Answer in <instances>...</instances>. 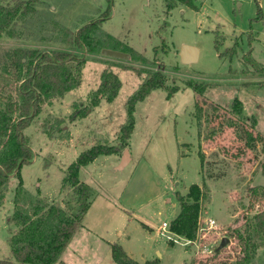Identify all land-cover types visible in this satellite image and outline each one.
I'll return each instance as SVG.
<instances>
[{"label": "rangeland", "instance_id": "1", "mask_svg": "<svg viewBox=\"0 0 264 264\" xmlns=\"http://www.w3.org/2000/svg\"><path fill=\"white\" fill-rule=\"evenodd\" d=\"M16 1L0 0V4ZM20 1L34 6L36 12L20 16L14 22L12 37L0 38V70L9 63L8 53L14 48L73 51L80 55L81 51L70 44L72 36L85 24L99 19L108 6L106 0H39L36 4L32 0ZM111 1V15L101 23L95 36L103 41L111 36L120 44L112 45L110 50L122 52V46L129 47L147 63L131 57L110 58L101 52L85 53L79 86L64 98L44 105L36 123L24 130L34 159L21 167V188L17 187L16 177H11L7 184L0 206V260L10 257L8 237L16 231L9 232V218L14 211L28 212L43 196L50 198L49 204L68 213L74 210V199L68 191H60L57 197L65 170L80 153L118 142L119 129L126 120L128 98L143 78L161 72L164 84L135 107L136 132L130 146L134 154L144 144L148 146L149 157L158 166L159 150L172 160L158 167L156 176L143 175L140 180L132 178L133 163L117 169L112 157H102L90 167L93 178L109 195L103 200L105 204L113 207L116 200H121L134 206L135 216L152 229L146 231L133 222L127 227L133 259L138 261L142 253L157 264L198 261L194 248L172 244L161 226L163 222L169 225L174 219L178 210L176 194L185 195L189 186L204 183L209 193L208 199L201 203L200 222L210 219L217 226L207 231L205 242L217 247L222 234L230 239L228 247L207 264H235V258L243 256L242 251L237 255L241 238H250L255 246L251 251L252 264H264L262 241L251 228L253 216L264 208L261 172L264 88L260 86L264 83V73H255L244 62L250 51L253 63L264 68V0H192L195 10L180 3L168 10L165 0ZM184 45L198 50L194 64L181 63L179 52ZM230 50H235L232 56ZM225 51L228 53L219 57ZM99 60H109L118 66ZM243 70L247 73L242 74ZM107 72L114 74L120 83L113 103H102L86 118H77L71 125L68 117L75 109L89 105L90 97ZM187 83L207 87L197 94L186 87ZM236 99L243 105L240 116L231 112L230 106ZM252 118L257 120L254 129L250 127ZM56 119L63 120L61 127L65 131H57L50 139L44 128L53 127ZM246 131L256 138L249 147ZM177 137L185 142L183 152L191 154L184 160H178L169 147L172 142L174 146ZM116 213L111 216L119 219ZM77 240L79 245L85 241L80 237ZM90 244L93 242L82 245L86 249ZM100 253L86 264H115L109 254ZM69 263L80 264V260L73 257Z\"/></svg>", "mask_w": 264, "mask_h": 264}, {"label": "trees", "instance_id": "2", "mask_svg": "<svg viewBox=\"0 0 264 264\" xmlns=\"http://www.w3.org/2000/svg\"><path fill=\"white\" fill-rule=\"evenodd\" d=\"M106 1L108 6L101 17L79 28L71 38L70 44L81 51L80 55L73 51L26 48H14L8 53L9 63L0 70V206L9 179L16 177L18 179L17 187L21 188L23 185L20 177L21 167L30 164L34 159L29 139L24 135V130L36 123V118L44 105L55 99H62L67 92L79 86L80 72L86 62L85 53L96 55L103 49H110L112 45L120 44L111 36H107V41L95 36L101 23L108 20L111 15L112 1ZM38 2L39 0L31 1L32 4ZM165 3L168 10H171L177 3L194 10L197 9L192 0H165ZM35 12L34 6L20 0L13 4H0V38L3 35L12 37L11 30L14 22L20 16ZM258 15L260 16L259 10ZM122 48V52L129 54L132 60L147 63L145 58L129 47L122 46ZM215 48L219 52L217 41ZM230 51L232 56L235 50ZM227 53V51L219 53V57ZM244 62L246 65L252 66L255 73H264V68H259L251 60L250 51L245 55ZM231 73L235 74L232 71ZM246 73L247 70L242 71V74ZM163 84L164 75L161 72H155L143 79L126 102V122L119 130L118 142L111 146H94L80 153L76 160L67 167L60 191L61 193L68 191L67 194L72 195L75 208L71 213L56 207L55 204H49L45 197L36 200L28 212L14 211L9 222L17 230L8 238L10 257L0 260V264H64L60 260L61 254L77 230L82 227L87 210L95 197L91 187L79 180L80 169L93 162L98 156L120 154L127 149L135 127L134 112L137 103L143 101L153 90L160 88ZM260 86L264 88V83H261ZM186 87L200 94L207 86L206 84L187 83ZM119 88L120 83L116 76L111 72L105 73L99 88L90 97L89 105L75 109L68 117L69 122L72 123L77 118L85 117L103 98L109 102L112 101ZM230 107L233 114L242 115L241 101L234 100ZM62 124V119H56L54 126L57 129L55 130L54 126L49 125L44 128V131L50 139H53L54 133L59 130L65 131V128L61 127ZM256 126L257 120L252 118L251 129ZM254 141H256L255 136L246 131L247 147ZM261 172L264 174V162L261 165ZM208 193L207 186L202 183L189 186L185 195L176 194L178 213L170 222L171 233L185 240L196 239L200 223L201 203L208 199ZM67 205L71 208L70 204ZM251 228L254 235L262 241L260 247H264V208L253 216ZM227 239L230 242V239ZM110 247L111 258L115 264H140L131 259L119 244L113 243ZM225 247L222 248L219 244L213 249L212 255L202 260L195 258L198 261L191 259L189 264H207L219 256L226 249ZM239 249L237 255L242 251L243 256L242 258L236 257L235 264H252L251 251L255 249V246L250 238H241ZM143 264L157 263L154 260Z\"/></svg>", "mask_w": 264, "mask_h": 264}, {"label": "crops", "instance_id": "3", "mask_svg": "<svg viewBox=\"0 0 264 264\" xmlns=\"http://www.w3.org/2000/svg\"><path fill=\"white\" fill-rule=\"evenodd\" d=\"M99 61H101V63L103 62L105 64L118 66L117 64H114L113 62H110L109 60H99ZM113 101L114 99L109 102L105 98H103L99 102L98 106L94 107V110H96L99 106H101L102 103L106 102V103L112 104ZM73 102H76V101H73ZM93 111H91V113ZM87 116L83 118H86ZM135 132H136V124L134 127V131L129 139L127 149L125 150L127 152L126 155L124 154V152H122L121 154H112V155H107V156L101 155V156H98L93 162L89 163L87 166L82 167L80 169L79 180L82 183H85L89 187H91V189L93 190L95 194V197L92 200L89 209L87 210V213L82 223V227L77 230V232L75 233L71 241L68 243L63 253L61 254L60 260L63 261L64 264H70L69 261H71L73 257L78 258L80 260V264H86L88 262L87 260L92 259L93 257H96V255L101 254L100 252H103L102 253L103 255L105 254L107 256V254H109L111 256L110 245L113 243L119 244L123 248V250L126 252V254L131 259H133L134 258L133 253L129 251L131 236L127 233V227L130 225L131 222H133V223H139L142 228L146 229V231H152V229L148 225H146L145 223H143V221H141L142 219L139 220L135 216V211H137V209H134V206L123 203L121 202V200L119 201L116 200L117 205L116 206L114 205L113 207H109L105 204L103 200H106L107 197L109 198V195L105 191L106 189L104 188V186L98 181H96L95 178H93L92 176L93 170L92 168H90L98 159H101L102 157H112L114 161L116 162L115 164H116L117 169H123L133 163L134 173H133L132 178L135 176L136 180H140L143 177V175H150L151 177L156 176V172H158V167H161L162 165H168V162L172 160L171 156L169 157L167 154H165V152L159 150L158 152H159L160 161H159V166H158V162H153V159L149 157L148 146H145V144L140 148V150L137 153L134 154L131 151L130 144H131V141L133 140ZM175 140L176 142L174 146L172 144L173 142L169 146L171 147V151H173L172 154L173 155L175 154L178 160H184L191 154L188 153L187 151L183 152L184 150L182 148V145L185 144V142L180 141L181 139H179V137L175 138ZM59 194H60V189H59L57 197L59 196ZM43 197L47 198L46 196H43ZM47 199H50V198H47ZM115 211H117L119 214L116 213ZM112 213H116V217L119 219H115L113 216H111ZM177 213H178V210L175 216L177 215ZM15 230H16L15 226L12 223H10L9 232H13ZM161 230H165V232H167L166 234L167 239L172 244H178V243H181V245L185 244L183 238L171 233L169 228L167 229L161 226ZM78 237L85 239V241L84 240L81 241L82 244L84 242H89V243L93 242V244L88 245L89 247L84 249L82 244L81 245L78 244L79 242V240H77ZM138 258H139L138 261L136 260L135 261L140 264H143L148 261H153L152 259H150L146 255H143L142 253L139 255ZM186 262L187 261H185V263Z\"/></svg>", "mask_w": 264, "mask_h": 264}, {"label": "built area", "instance_id": "4", "mask_svg": "<svg viewBox=\"0 0 264 264\" xmlns=\"http://www.w3.org/2000/svg\"><path fill=\"white\" fill-rule=\"evenodd\" d=\"M163 228H169V225L167 223L162 224ZM217 228L214 220H207L205 222L199 223V229L196 239L194 240H185V245H189L190 247L195 249V255L198 259H206L210 255H212L214 245L216 244H209L206 241V233L209 230H214ZM225 238L224 234H222L218 240V243L220 244L221 240ZM218 244V245H219ZM195 257V256H194Z\"/></svg>", "mask_w": 264, "mask_h": 264}, {"label": "water", "instance_id": "5", "mask_svg": "<svg viewBox=\"0 0 264 264\" xmlns=\"http://www.w3.org/2000/svg\"><path fill=\"white\" fill-rule=\"evenodd\" d=\"M101 54L106 57L120 59V60H128L130 58V55L124 52H118L110 49H103L101 51ZM198 50L191 46H182L179 52L180 61L183 65H191L197 62L198 60ZM124 154L126 155L127 152L124 151ZM229 243V240L227 238H223L220 242V247H225Z\"/></svg>", "mask_w": 264, "mask_h": 264}]
</instances>
